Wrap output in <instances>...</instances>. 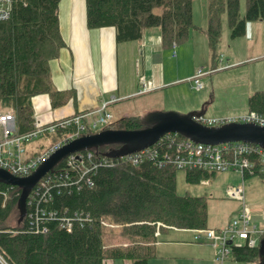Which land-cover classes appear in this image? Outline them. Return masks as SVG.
Wrapping results in <instances>:
<instances>
[{"label": "trees", "instance_id": "1", "mask_svg": "<svg viewBox=\"0 0 264 264\" xmlns=\"http://www.w3.org/2000/svg\"><path fill=\"white\" fill-rule=\"evenodd\" d=\"M61 1L13 0L11 17L0 22V107L13 111L20 132L35 128V95L50 93L53 105L58 104L55 97L59 91L51 82L50 61L66 45L60 29ZM245 3L242 16L241 0H209L207 34L212 49L219 43L224 13L233 38L246 34L248 21L264 20V0ZM86 8L88 26L115 27L117 42L141 39L145 29L159 26L164 44L172 47L186 40L191 28L197 27L193 0H86ZM249 105L250 111L264 115V90L256 91ZM146 125L141 116L128 115L113 119L106 128L138 129ZM76 127H58L42 137L53 144ZM119 147L120 144L104 145L97 151L101 155ZM66 162L67 157L55 166L56 180L48 190H41L31 208L27 206L22 220L21 188L0 182V264H105L107 259L148 264L154 255L158 230L208 227V199L179 194L178 168L172 165L158 166L153 161L102 165L79 180L80 174ZM215 174L186 170V180L198 183ZM249 176L252 175L246 173L245 178ZM36 208L41 211L39 226L35 217H29V211ZM16 215L18 223L13 225L11 219ZM106 217L121 224L123 234L132 240L130 245H105L102 222ZM260 241L256 246L232 245L234 259L261 264Z\"/></svg>", "mask_w": 264, "mask_h": 264}, {"label": "rangeland", "instance_id": "2", "mask_svg": "<svg viewBox=\"0 0 264 264\" xmlns=\"http://www.w3.org/2000/svg\"><path fill=\"white\" fill-rule=\"evenodd\" d=\"M209 0H193V20L196 28H191L186 40L174 44L172 47H162L166 59V74L171 80H179L164 86L160 90L161 101L150 109L139 107L146 96H138L131 99L134 102L133 109L128 114L139 115L145 118L152 111H178L187 113L206 109L205 115L212 117H234L250 110V97L259 89L264 88V61L256 62L246 60L260 52L259 47L264 46V20L247 22V31L243 36L233 38L229 27L227 13L223 14L222 34L216 49H212L207 34L209 26ZM246 11L245 0H241V15ZM160 13L161 9L157 8ZM152 29H161L159 26ZM263 48V47H262ZM156 50L161 51L160 47ZM157 54V53H156ZM215 56V57H214ZM230 64L228 67H225ZM206 74L201 77L203 88L197 90L190 74H195L199 69ZM170 74V75H169ZM188 76V77H187ZM144 78V77H143ZM142 78L141 86L144 83ZM159 95V93H156ZM0 111H4L0 107ZM11 111V110H7ZM13 112V111H11ZM124 113L116 114V116ZM114 116V115H113ZM114 119H117L114 117ZM105 129V128H104ZM99 129L98 131H101ZM96 131V132H98ZM95 133V132H90ZM86 134V133H84ZM51 141L45 137L35 138L27 144V150L41 152L50 145ZM242 174L234 171L217 172L209 179L198 183H189L186 180V170L177 171V191L179 194L193 196H205L208 199V227L207 229L221 228L235 219L244 207L243 200L230 197L228 188L242 184ZM245 203L253 209L252 224L258 228H264V176L253 175L246 178L244 183ZM18 223V216H13L11 224ZM103 239L107 247L114 245L128 246L132 240L123 234L120 223L111 218H103ZM170 230V229H169ZM164 230H158L157 234ZM204 230L200 231L204 240ZM197 232H175L176 240L194 241ZM163 236L162 239H165ZM198 240V241H201ZM192 244L173 246L174 250L191 252ZM196 244V243H195ZM205 245L206 249L215 247L212 244ZM210 246V247H208ZM212 248H210L212 250ZM191 249V250H190ZM216 251V249H215ZM206 257V254L204 258ZM184 258L183 264H208L206 260ZM215 264L216 252L214 258ZM105 264H130L129 260L107 259ZM154 264H159L155 262ZM225 264H256L237 261L230 256Z\"/></svg>", "mask_w": 264, "mask_h": 264}, {"label": "crops", "instance_id": "3", "mask_svg": "<svg viewBox=\"0 0 264 264\" xmlns=\"http://www.w3.org/2000/svg\"><path fill=\"white\" fill-rule=\"evenodd\" d=\"M59 16L61 34L66 45L50 61L51 82L59 91L55 97L58 104L53 105L54 98L50 93L35 95L32 104L36 121L47 124L80 112L96 111L104 103H108L107 109L116 118L134 115L128 114L135 109L131 99L146 96L147 99L138 103L136 109L153 108L162 100L158 90L179 81L171 80V76L166 74V59L162 47L169 46L164 44L161 29L147 28L141 39L117 42L115 27L88 26L86 0H62ZM156 47L161 48L160 53ZM262 47H259L260 52L247 58L246 62L264 61V46ZM194 75L193 73L188 76L191 78ZM142 78L145 81L141 86ZM141 90L145 91L139 93ZM119 113L124 114L116 116ZM169 229L158 234L154 255L148 264H183L184 258L189 256V261L201 259L208 264H215L216 246L211 241L175 238V232H190L192 235L198 230L175 227ZM163 236L166 238L162 239ZM192 242L190 253L183 249H173L175 244L185 245ZM202 244H212L215 249L210 246L208 247L212 250L206 249Z\"/></svg>", "mask_w": 264, "mask_h": 264}, {"label": "built area", "instance_id": "4", "mask_svg": "<svg viewBox=\"0 0 264 264\" xmlns=\"http://www.w3.org/2000/svg\"><path fill=\"white\" fill-rule=\"evenodd\" d=\"M12 11L13 0H0V22L9 19ZM229 65L227 64L225 67ZM205 74L206 72L201 68L190 78L197 90L203 88L201 77ZM143 91L141 90L139 93ZM107 106L108 103H104L96 111L80 112L47 124L36 121L35 128L27 132L18 130L17 118L13 112L0 111V167L17 176L31 174L47 157L65 143L84 133L96 132L109 126L114 116ZM196 120L209 126H220L231 121L255 122L264 125V115L250 110L234 117H212L204 114L196 117ZM72 124L77 127L65 139L50 144L45 150L37 152L34 156L28 153L27 144L35 138L42 137L47 131L55 132L58 127H68ZM97 150L98 148H89L67 156L66 165L80 174L79 180L84 179L85 175L90 172H96L102 165L111 167L125 163L138 165L145 161H153L158 166L172 165L184 170H206L216 173L234 170L241 173L242 184L228 188L230 197L243 200L244 207L240 214L224 227L203 231L206 239L216 246L218 264H225L226 260L233 256L232 245L248 243L249 246H256L264 236V228H258L257 225L252 224L253 209L245 203L244 188L246 173L252 176L264 175V146L248 141H233L216 145L205 144L195 142L180 133L169 132L155 144L125 155L116 157L106 155L112 149L99 155ZM57 174L58 172L55 171L49 175L46 174L39 180L30 192L27 206L31 208L38 201L41 190H48L51 182L56 180ZM86 181L93 185L89 178ZM40 212L37 208L29 211V217H35L38 226ZM200 231L202 230H198L195 235L197 241L203 238Z\"/></svg>", "mask_w": 264, "mask_h": 264}, {"label": "water", "instance_id": "5", "mask_svg": "<svg viewBox=\"0 0 264 264\" xmlns=\"http://www.w3.org/2000/svg\"><path fill=\"white\" fill-rule=\"evenodd\" d=\"M205 112L206 109L187 113L174 110L152 111L143 118L147 124L145 127L138 129L105 128L95 133L83 134L62 145L27 176H17L0 167V182L21 188L19 207L22 220L27 213V199L32 188L47 173L53 172L62 159L76 151L120 144L121 147L108 151L106 155L121 156L147 148L169 132H177L195 142L205 144L248 141L264 146V125L255 122L231 121L220 126H209L196 120V117L204 115ZM260 257L261 264H264V237L260 241Z\"/></svg>", "mask_w": 264, "mask_h": 264}, {"label": "bare ground", "instance_id": "6", "mask_svg": "<svg viewBox=\"0 0 264 264\" xmlns=\"http://www.w3.org/2000/svg\"><path fill=\"white\" fill-rule=\"evenodd\" d=\"M29 197V196H28Z\"/></svg>", "mask_w": 264, "mask_h": 264}]
</instances>
